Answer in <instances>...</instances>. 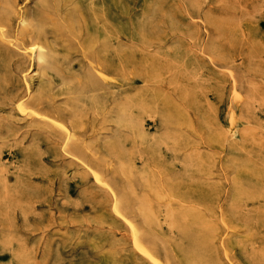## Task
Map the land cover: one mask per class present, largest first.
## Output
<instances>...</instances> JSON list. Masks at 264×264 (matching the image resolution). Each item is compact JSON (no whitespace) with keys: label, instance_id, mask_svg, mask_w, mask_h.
<instances>
[{"label":"rangeland","instance_id":"obj_1","mask_svg":"<svg viewBox=\"0 0 264 264\" xmlns=\"http://www.w3.org/2000/svg\"><path fill=\"white\" fill-rule=\"evenodd\" d=\"M8 3L0 264H264V0Z\"/></svg>","mask_w":264,"mask_h":264},{"label":"bare ground","instance_id":"obj_2","mask_svg":"<svg viewBox=\"0 0 264 264\" xmlns=\"http://www.w3.org/2000/svg\"><path fill=\"white\" fill-rule=\"evenodd\" d=\"M13 8H14V6L12 5V4H6L5 6H3V8L1 9L2 10V13H1V15H0V17H2V18H6V19H8V20H11V12H12V10H13ZM19 21V20H18ZM55 38V37H54ZM15 41V40H14ZM15 45H17V46H19L17 43H15ZM15 47V46H14ZM18 49V48H17ZM41 49V48H40ZM29 51V50H28ZM26 52V51H25ZM34 52V51H33ZM35 53V52H34ZM36 59H37V61L38 60H40L41 59V56H42V54L41 53H37L36 52ZM27 60V59H26ZM25 61V60H24ZM39 62V61H38ZM29 63V62H28ZM45 62H43V64H44ZM31 69V68H30ZM26 74V73H25ZM27 75V74H26ZM29 92V91H28ZM25 96H27V95H25ZM237 98V97H236ZM25 101H26V99H25ZM24 102V101H23ZM22 102V103H23ZM17 106V105H16ZM21 106V105H20ZM18 110V109H17ZM19 111H22V110H19ZM22 115H23V113H22ZM46 119V118H45ZM47 120V119H46ZM49 120V119H48ZM52 122V121H51ZM61 126V125H60ZM64 128V127H63ZM138 231V230H137ZM133 232V231H132ZM141 244V243H140ZM146 247V246H145ZM142 249V248H141ZM144 250V249H143ZM147 250V249H146ZM145 250V251H146ZM147 252H145V254H146ZM147 255H149L148 253H147ZM150 256V258H152L153 259V262H154V257H152L151 255H149ZM157 261V260H156ZM157 263H158V261H157ZM159 264V263H158Z\"/></svg>","mask_w":264,"mask_h":264}]
</instances>
